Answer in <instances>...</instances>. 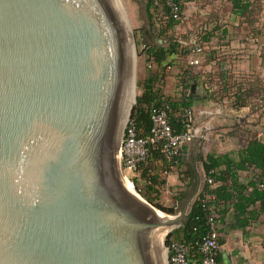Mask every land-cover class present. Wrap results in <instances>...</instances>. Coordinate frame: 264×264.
Instances as JSON below:
<instances>
[{
	"label": "water",
	"instance_id": "water-1",
	"mask_svg": "<svg viewBox=\"0 0 264 264\" xmlns=\"http://www.w3.org/2000/svg\"><path fill=\"white\" fill-rule=\"evenodd\" d=\"M133 69L117 0H0V264H167L194 193L170 216L124 179Z\"/></svg>",
	"mask_w": 264,
	"mask_h": 264
},
{
	"label": "trees",
	"instance_id": "trees-1",
	"mask_svg": "<svg viewBox=\"0 0 264 264\" xmlns=\"http://www.w3.org/2000/svg\"><path fill=\"white\" fill-rule=\"evenodd\" d=\"M174 1L183 12L182 15L180 12V17L184 16L185 2L189 0ZM194 3L195 9L186 21L180 17L174 18L163 0H146V12L150 20L147 34L151 39L154 38V42L145 45L144 52L154 66V71L148 73L141 82V93L136 96L135 106L128 119V124L139 138L150 135V112L153 107L163 106L166 109L174 133L185 130L182 120L185 109L191 108L189 86L192 83L203 85L207 98L213 102L226 98L234 108L248 107L258 116H264V98H260L264 93V81L261 78L233 72L231 67L222 69L221 63L216 70L211 71H203L202 66L190 65L192 46L188 36L176 35L178 27L195 23L193 30L198 31V42L203 47L204 42L211 40L222 25L217 17V10L222 7L216 5L229 3L230 11L239 16L235 29L245 33L244 41L252 39L258 43V38L264 36V0H194ZM209 6L210 10L200 19L197 16L199 10ZM158 39L165 40L166 44H157ZM204 49L206 60H222V56ZM168 75L173 76L171 87L166 84ZM167 87L168 92L165 90ZM259 98L261 102L257 103ZM239 121L236 131L246 134L243 135L244 145L233 152H208L199 156L203 175L211 180V184L204 182L182 224L172 230L166 240L168 247L172 243L185 247L186 259L190 264L201 263L203 254L200 247L210 231L209 217L221 223L226 213L232 210L239 219L231 227L244 229L264 215V138L258 139L257 131L251 129L258 123H248L244 119ZM161 145V142H157L147 146L145 160L137 165L131 181L134 186L138 180L143 182V189H136L147 202L167 214H174L172 206H165L160 201L161 191L172 190L167 185L166 176L175 171L182 182L180 188H187L190 174L188 170L181 169V153L168 160L160 152ZM242 172H247L249 177L240 180ZM258 182L262 188L257 187ZM185 194L186 190L178 189L173 200L180 201ZM216 258L221 263L219 250Z\"/></svg>",
	"mask_w": 264,
	"mask_h": 264
},
{
	"label": "crops",
	"instance_id": "crops-1",
	"mask_svg": "<svg viewBox=\"0 0 264 264\" xmlns=\"http://www.w3.org/2000/svg\"><path fill=\"white\" fill-rule=\"evenodd\" d=\"M216 6L222 7L219 10L216 8L218 22L222 23V25L212 36L211 40L204 42L203 47L205 48L204 50H211L223 58L220 61L217 59L210 61L206 60L207 54H203L201 64L198 67L202 66L203 71H211L216 70L221 63L222 69L231 67L233 72L256 76L264 81V36L258 38L259 45L252 39L244 41L245 33L238 32L235 29L239 16L230 11V4L222 5L220 3ZM209 8L210 6L201 11L199 10L197 16L201 19L204 17L202 12L207 13L206 11L210 10ZM194 9L195 4L188 3L186 12L191 14ZM194 19L195 17L193 16ZM192 84L201 85L199 83ZM201 86L203 87V85ZM203 89L205 90L204 87ZM189 97L192 99L191 109L195 115V133L197 135L198 131H202L205 139H200L197 135L191 143L187 144L188 148L185 153L183 154L181 151V169L189 171V186L180 188L182 187V182L175 171L167 174L166 180L167 185L172 187V190H186L184 197L188 198L194 193L193 199L196 198L204 184L203 168L199 161V153L201 155H205L208 152L223 154L233 152L242 147L245 143V136L243 135L246 134H240L236 131L240 123L239 119H244L248 123H258L251 129L257 131L258 139H263L264 116H258L248 107L234 108L230 100L226 98L220 102H213L207 98L206 90L204 95L193 94L189 90ZM241 174L240 180H245L249 177L247 172H242ZM238 219V214L229 210L224 217V222L219 223L221 263L264 264V215L244 229L232 228L231 225L235 224ZM224 253L226 260L222 255Z\"/></svg>",
	"mask_w": 264,
	"mask_h": 264
},
{
	"label": "built area",
	"instance_id": "built-area-1",
	"mask_svg": "<svg viewBox=\"0 0 264 264\" xmlns=\"http://www.w3.org/2000/svg\"><path fill=\"white\" fill-rule=\"evenodd\" d=\"M165 5L169 8L174 18L180 17L179 4L174 0H163ZM188 3H194V0L185 2L187 11ZM195 4V3H194ZM202 9H200L201 11ZM184 11V16L179 19L186 20L190 14ZM204 11V10H203ZM183 12H181V15ZM188 14V15H187ZM205 13L202 12V15ZM187 21V20H186ZM239 23V20H238ZM238 23L235 25L237 26ZM198 31H188V41L192 46L191 56L189 58V64L193 66H199L203 58V47L198 42ZM264 98V93L260 96ZM260 98L257 99V103H260ZM151 130L150 135L147 138H139L133 127L128 124L125 126L123 137L120 143V165L122 172L131 174L136 173L137 165L145 160V156L148 152V145L161 142L160 152L168 160L180 155L181 146L191 143L198 135L200 139H205L204 133L198 131L195 133V115L191 108L185 109L183 116V126L185 130L180 133H174L172 126L169 122V116L166 109L163 106L153 107L150 112ZM126 177V176H124ZM204 182L211 184V180L204 177ZM258 188H262L260 182L257 183ZM210 231L203 239L200 250L203 254L200 264H221L216 258V252L219 250V222L215 221L212 217H209ZM168 264H190L186 259L187 250L185 247L172 243L168 247Z\"/></svg>",
	"mask_w": 264,
	"mask_h": 264
},
{
	"label": "rangeland",
	"instance_id": "rangeland-1",
	"mask_svg": "<svg viewBox=\"0 0 264 264\" xmlns=\"http://www.w3.org/2000/svg\"><path fill=\"white\" fill-rule=\"evenodd\" d=\"M117 1L121 7L126 19H127L128 25L130 27V32H131V38H132L133 49H134V57H135L134 58V70H133L134 99H135L136 96L141 93L140 84L143 81V79L145 78V76L148 73L154 71V66L147 60V55L144 52L145 45L152 44L154 42V40H153L154 38L151 39L147 34V31L150 29V20L148 19L147 12H146V0H117ZM190 23H193V22H190ZM194 25H195V23H193L191 25L188 24V26H186V27H182V26L178 27L176 29V35H185L186 36L188 34V31H192L194 29L193 28ZM156 42H157V44H162V45L166 44L165 40H161V42H158V41H156ZM172 75H168V77L166 79V84L168 85V87L172 86V81H173ZM168 87L165 89L167 92H168ZM135 103H136V101H135ZM134 106H135V104L132 106V109ZM132 109H131V111H132ZM130 115H131V112H130ZM127 122H126V124H127ZM125 126H124V129L122 132V137H123V133L125 130ZM122 137H121V139H122ZM210 137H212V136H210ZM213 137L215 138V136H213ZM205 142H207V141H205ZM202 154H203V152H202ZM199 155H201V154L199 153ZM123 176H126L125 179L130 184H132V187L137 192H138V190L136 189V187L141 189V190L143 189V182L142 181L138 180L136 186H134V184L132 183L131 178L134 177L135 174L133 175L130 172H128L125 174L123 173ZM176 191L177 190H168V189L161 191V197H160L161 203L165 206H172L174 209V214H167L165 212L163 214L170 215V216H179L181 211L183 210L185 203L191 197V195H190V196H188V198L184 197L180 201L175 202L173 200V196L176 194ZM138 194H139V192H138ZM191 200H192V197L188 201V204H187V207L185 210V214H184V217L182 218L181 222H183V220L186 216V213L188 210V205L190 202H192ZM176 228L177 227L173 228L172 230H174ZM168 236L166 238H164V240H163V246L165 249V257H166V263L167 264H168L169 251H168V246H166V240H167Z\"/></svg>",
	"mask_w": 264,
	"mask_h": 264
},
{
	"label": "bare ground",
	"instance_id": "bare-ground-1",
	"mask_svg": "<svg viewBox=\"0 0 264 264\" xmlns=\"http://www.w3.org/2000/svg\"><path fill=\"white\" fill-rule=\"evenodd\" d=\"M135 58V57H134ZM134 70V69H133ZM133 89H134V79H133ZM134 102H135V99H134V101H132L131 103H130V105H129V108H128V111H127V117H128V115H129V111H130V108L134 105ZM127 117H126V120H127ZM125 125H126V122H125ZM124 125V126H125ZM124 179H125V177H124ZM126 180V179H125ZM131 186H132V184H131ZM133 188V187H132ZM134 190V189H133ZM163 214V213H162ZM175 227V226H174ZM169 231V230H168ZM168 231H166L164 234H163V240H164V238H165V235H166V233L168 232Z\"/></svg>",
	"mask_w": 264,
	"mask_h": 264
}]
</instances>
